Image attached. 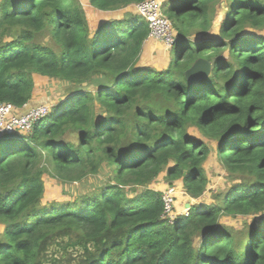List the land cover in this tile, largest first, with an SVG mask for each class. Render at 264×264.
<instances>
[{
  "label": "trees",
  "instance_id": "1",
  "mask_svg": "<svg viewBox=\"0 0 264 264\" xmlns=\"http://www.w3.org/2000/svg\"><path fill=\"white\" fill-rule=\"evenodd\" d=\"M142 1L89 0L127 8L91 32L80 0H0V103L23 110L36 74L67 83L30 132L0 135V264H264V0H173L162 70L139 65L149 26L129 8ZM201 58L211 74L192 83ZM214 153L229 186L171 218L152 185L181 180L198 200ZM110 168L99 192L43 205L51 174L71 185ZM226 215L255 218L238 230Z\"/></svg>",
  "mask_w": 264,
  "mask_h": 264
},
{
  "label": "rangeland",
  "instance_id": "2",
  "mask_svg": "<svg viewBox=\"0 0 264 264\" xmlns=\"http://www.w3.org/2000/svg\"><path fill=\"white\" fill-rule=\"evenodd\" d=\"M84 6L86 11L89 25L91 28V32H94L100 24L104 21L111 19H119L123 15V11H102L94 6H92L89 0H80ZM162 3L163 12L169 17L172 21L173 14L170 12L166 13V8L172 3L173 0H160ZM134 9V6L129 8ZM223 11L218 10L216 16L214 17V30H212V38L217 39L220 38L219 26L222 22ZM173 27L175 28V24L173 23ZM246 32H255L251 27L246 28ZM258 33V32H257ZM261 33V32H259ZM264 35V31L261 33ZM161 49V47H160ZM144 50V49H143ZM169 51L159 52V47H156L153 52L149 54V59H143L140 61L139 65L143 66H155L158 70L165 69L173 60L172 53L168 54ZM229 51L225 49L224 55L228 57ZM176 60V59H175ZM174 60V61H175ZM141 66V67H143ZM66 82L60 81L58 79H50L45 76L35 75V88L33 101L30 103L31 106L38 105H48L52 110L53 105H56L60 100H63L67 96V87ZM191 133H193L196 137L202 138L201 133L198 129H192ZM213 147H216L215 143H213ZM48 164V168L51 170L53 164ZM205 168L207 172V176L209 179L208 187L205 194L195 200L191 198L188 194L185 193L183 182L176 181L173 186L169 185V183L165 180L164 175H160L157 178V181L152 186L157 187L161 192L173 190L175 196H177L178 204L175 210L174 216L177 217L180 214L184 213V209H189L191 204L198 205L201 203L211 204L214 203L215 200L213 198V193H223V191L229 186L228 181V173L218 162L216 157V153L211 155L209 159L205 163ZM111 168L102 170L98 174L89 175L83 182H74L73 184H62L57 179L53 178L51 175L46 179V188L45 193L42 199L43 205H48L51 202H57L60 204H67L69 202H73L77 196H82L90 192H99L100 185L110 182L113 178L111 176ZM131 196V195H130ZM132 197V196H131ZM71 200V201H70ZM189 205V206H188ZM255 217H242V216H223L220 220L222 224L226 226L238 230H246L249 224L252 222V219ZM259 221L264 220V215ZM4 231V224L0 223V237ZM199 245V244H197Z\"/></svg>",
  "mask_w": 264,
  "mask_h": 264
},
{
  "label": "built area",
  "instance_id": "3",
  "mask_svg": "<svg viewBox=\"0 0 264 264\" xmlns=\"http://www.w3.org/2000/svg\"><path fill=\"white\" fill-rule=\"evenodd\" d=\"M135 13L142 16L149 26V37L163 43L167 48L174 46L177 33L173 22L163 12L160 0H145L134 6ZM51 112L48 105L31 106L26 104L24 109H18L9 102L0 103V135L21 132L28 133L34 124ZM165 213L174 218V203L176 196L173 190L165 191L163 195ZM186 214H188L187 211Z\"/></svg>",
  "mask_w": 264,
  "mask_h": 264
},
{
  "label": "water",
  "instance_id": "4",
  "mask_svg": "<svg viewBox=\"0 0 264 264\" xmlns=\"http://www.w3.org/2000/svg\"><path fill=\"white\" fill-rule=\"evenodd\" d=\"M212 67V63L207 59H198L193 66L186 71V77L192 83H199L202 79L211 74Z\"/></svg>",
  "mask_w": 264,
  "mask_h": 264
},
{
  "label": "crops",
  "instance_id": "5",
  "mask_svg": "<svg viewBox=\"0 0 264 264\" xmlns=\"http://www.w3.org/2000/svg\"><path fill=\"white\" fill-rule=\"evenodd\" d=\"M127 9V8H126ZM126 9H122V10H119V11H123V14H124V11L126 10ZM132 10V9H131ZM118 11V10H117ZM133 11V10H132ZM114 12V11H113ZM122 14V15H123ZM156 47H159V52L160 51H163V52H166V51H169L168 52V54H171V49H169V48H167L163 43H161V42H158V41H155V40H153V39H147V41L145 42V44H144V50H143V53H142V56H141V59H140V61L143 59V57H144V59L146 58V59H149L148 57H149V54L151 53V52H153L154 51V49L156 48ZM160 47H161V49H160ZM140 63V62H139ZM141 66H143V65H141ZM153 67H155V66H153Z\"/></svg>",
  "mask_w": 264,
  "mask_h": 264
},
{
  "label": "clouds",
  "instance_id": "6",
  "mask_svg": "<svg viewBox=\"0 0 264 264\" xmlns=\"http://www.w3.org/2000/svg\"><path fill=\"white\" fill-rule=\"evenodd\" d=\"M171 20V19H170ZM172 21V20H171ZM174 23V21H172ZM176 30V29H175ZM177 33V32H176ZM149 37V36H148ZM172 49V48H171Z\"/></svg>",
  "mask_w": 264,
  "mask_h": 264
}]
</instances>
